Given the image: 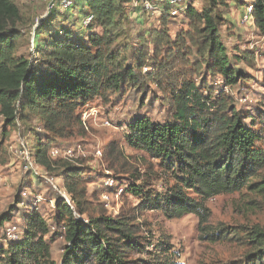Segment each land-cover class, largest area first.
<instances>
[{
	"label": "rangeland",
	"instance_id": "obj_1",
	"mask_svg": "<svg viewBox=\"0 0 264 264\" xmlns=\"http://www.w3.org/2000/svg\"><path fill=\"white\" fill-rule=\"evenodd\" d=\"M14 1L21 14L18 26L22 35L13 56L44 68L37 45L46 47L49 37L39 22L47 15L46 0ZM249 3L251 0H225L212 13L235 72L234 85L211 70L206 49L201 47L203 22L199 16L185 12L187 4L174 5L176 12L162 19V4L154 0L130 6L121 3L115 24L105 28L92 21L91 33L82 25L89 12L87 7L83 13L80 4L57 9L50 33L61 30L60 25L81 38L104 33L109 40L107 53L116 57L112 68L122 77L118 90L107 89L76 109L72 119L60 127L64 137H57L28 110L17 109L11 124L0 111V214L10 216L0 227V243L5 240L6 227H15L16 237L20 236L26 212L36 206L49 227L45 239L52 259L59 263L67 241L55 204L60 196L71 202L63 186L62 166L67 162L82 169L78 178L86 188L83 213L73 206L74 217L87 219L101 213L130 218L142 247L151 250L156 243L164 242L179 264H244V256L251 249L246 243V230L254 226L264 229V194L242 188L205 201L209 213L207 230L218 235L213 241L198 228L197 215L170 219L162 209L150 207L132 193L134 186L152 195L162 193L175 181L158 160L129 145L125 136L127 123L136 115L161 123L171 120V94L185 81H193L206 95L226 98L247 126L264 128V35L253 21L240 22ZM192 7L201 13L209 3L193 0ZM128 70L133 76L125 74ZM36 135L50 145V170L35 161ZM262 135L257 146L264 151V132ZM220 229L224 235L218 232ZM130 258L145 255L132 253Z\"/></svg>",
	"mask_w": 264,
	"mask_h": 264
},
{
	"label": "trees",
	"instance_id": "obj_2",
	"mask_svg": "<svg viewBox=\"0 0 264 264\" xmlns=\"http://www.w3.org/2000/svg\"><path fill=\"white\" fill-rule=\"evenodd\" d=\"M207 1L209 8L201 13L194 10L192 2L187 3L185 12L199 16L203 22L201 47L206 49L211 70L234 85L235 72L212 15L214 8L225 0ZM140 2L80 0L78 4L81 13L87 7L86 14L93 15V22L98 21L106 28L115 24L121 3L130 6ZM154 3L162 4V19L172 16L173 4L164 0ZM248 6L253 23L264 35V0H251ZM57 12L51 9L39 21L49 37L46 47L37 45L45 65L38 68L22 57L13 56L22 35L18 26L21 14L14 0H0V111L11 124L17 109L28 110L40 117L57 137H64L60 127L72 119L76 109L107 89L118 90L122 74L112 68L116 57L107 53L109 40L104 33L81 38L60 25L61 30L55 29L51 34L50 24L57 18ZM93 22L85 27L90 33ZM125 74L133 76L129 70ZM171 95V120L161 123L136 115L127 123L125 139L132 147L158 160L175 183L154 195L140 186L130 190L150 207L162 209L170 219L190 213L197 215L200 231L215 241L216 232L207 230L209 213L205 201L242 188L264 194V151L257 146L264 128L247 126L226 98L206 95L193 81L182 82ZM34 141L35 161L50 170V145L38 135ZM81 173L80 167L63 163V186L71 202L60 196L55 204L67 241L59 263L52 259L45 239L48 224L37 207L32 206L24 216L20 236L0 243V264H179L164 242L156 243L151 250L142 247L130 218H112L101 213L87 219L74 217L73 206L79 214L83 213L86 188L80 185ZM9 220V214H0V227ZM218 232L223 233V229ZM246 232V243L251 249L244 256V264H264V229L254 226ZM132 253L144 254L145 258H130Z\"/></svg>",
	"mask_w": 264,
	"mask_h": 264
},
{
	"label": "built area",
	"instance_id": "obj_3",
	"mask_svg": "<svg viewBox=\"0 0 264 264\" xmlns=\"http://www.w3.org/2000/svg\"><path fill=\"white\" fill-rule=\"evenodd\" d=\"M80 0H46V14L51 9H59V10H67L73 8L75 4H78ZM147 0H141L140 3L145 2ZM165 1V0H164ZM193 0H168L166 2H169L170 4L177 5V4H187L192 2ZM176 11L172 10V14H174ZM43 18V17H42ZM93 21V15L92 14H86L85 18L82 21L83 27H86L89 23ZM253 21L251 16V7L247 6L244 13L241 16L240 22L242 24ZM38 22V21H37ZM57 153V151H55ZM66 153L70 154V150H68ZM17 232L15 227H6L4 230V237L5 240H13L17 237Z\"/></svg>",
	"mask_w": 264,
	"mask_h": 264
}]
</instances>
